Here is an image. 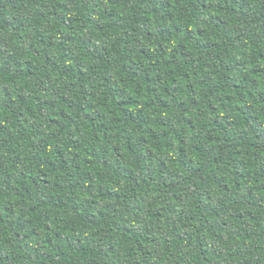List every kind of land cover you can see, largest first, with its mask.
<instances>
[{"label": "trees", "instance_id": "16d2710c", "mask_svg": "<svg viewBox=\"0 0 264 264\" xmlns=\"http://www.w3.org/2000/svg\"><path fill=\"white\" fill-rule=\"evenodd\" d=\"M23 0H0V10L11 9L13 12H18V6ZM31 5L34 0H27ZM154 13L164 11L161 16V23L156 26V32L151 28H146L143 32L147 41H152L158 34L168 43L159 45L158 55L160 59L152 62L153 49L149 47L145 41L136 40L139 47V57L137 59L129 58L127 65L122 69H117V75L105 76L101 83L104 85L105 91H109L107 97L101 95L100 99L105 101L100 104L95 113L92 109L96 107L93 104L77 106L75 100L72 99L74 93H79L82 97L95 95L92 91L93 85L85 88L83 85L76 87L78 83L77 77L83 79L85 71L80 65L75 67L72 64L64 63V61L73 60V48L68 45L74 41L77 43V50L80 60L88 63L90 60H101L104 63H110L106 59V55L111 49L105 48V56L100 54V45L93 43L96 31H102V26L96 24L91 18L88 19L89 31L93 33L92 37L79 35L83 28L80 26L78 17L67 16L68 8L63 4H58V7L63 8V11L56 14H45L42 11L35 10L31 17L21 18L18 15L9 16L7 11H0V18L3 19V24H0V52H4L9 45H22L25 43V37L31 41L28 44V51H25L21 57L10 56L9 60L16 66V72H11V65H8V71L0 70V90L3 95L8 97V102L0 106V132L11 136L10 129H15L21 126L23 119L24 125H29V120L26 117H35L30 123L32 134L39 136L38 140H32L29 132L21 131L20 140L24 142V152L20 151L19 145L16 147L17 155L11 160V166L16 167V164L23 162L28 168L27 171L19 173V179L12 183L5 179L3 186L0 187V207L3 212L0 213V225L8 221V227L13 224L20 229L28 228L31 235L39 240L42 234L52 232L45 240L44 247L52 248L53 241L60 244H67V240L61 241L62 235H70L67 229L63 233L55 232L48 220L53 223H61L67 220L68 216L73 219H79L81 223L89 227L95 226L96 217L93 213L88 212L84 205L77 202L86 194L89 198L88 206L96 205L101 200L107 202L109 200L120 201L123 197L131 195L128 191H118L112 186V180L109 179L108 186H103V178L95 177L92 170L85 173L84 178L90 181L86 187L81 186L78 194L72 197L66 195V191L75 187L73 184H65L61 177L66 175L67 164L71 161L80 160V164L73 165L74 167L90 169L92 162L96 159L95 149L88 144L80 136V128L73 121L77 115L82 113L80 117L84 125L85 132L96 131L95 122L97 119L103 120L107 116L109 123L101 124L103 130L99 139L107 141L111 135L113 141L120 139V128L118 121L124 118L130 122L133 131L124 135L123 140L125 147L123 149L117 147L113 149L117 158H127L134 152L133 141L136 136H140V143L149 144L158 139H163L167 130L174 127L171 114L179 111L183 117V123L187 126V131L194 133L195 129L200 124H207L209 131L214 135H208L199 146H196L197 152L203 151L205 154L212 152V142H216L224 138L225 145H228V150H231L230 138L224 137V132L227 127H230L232 120L226 110L225 102H232L233 91L237 95H244L239 89L241 85L236 82L234 76L230 75L233 67L226 62H220L219 68L213 70L211 65L214 60L219 61V53L222 49L219 47V40L211 38L210 29L212 27L219 28L227 23L221 15H216L213 18V24L207 28H198L191 22L187 25L174 24L172 28L163 26L165 19H172L173 14L167 9L172 6L171 0H154ZM207 7V5H203ZM222 11V10H221ZM52 17L50 20L49 17ZM35 25L33 28L32 26ZM113 28L119 29V24L113 22ZM29 28H32L31 33ZM7 29H11V33H7ZM77 32V36L72 35V32ZM206 33L208 35L206 36ZM60 40H57V37ZM178 37L186 38L184 43L179 44V56L171 57L165 61L167 56L168 44L172 39ZM102 39V37H101ZM120 43V41H117ZM204 50L208 56L209 67L205 69L202 61H197L193 52L190 50ZM124 53H127V45H125ZM144 58V59H139ZM183 60L182 67H177V60ZM21 60L23 63L21 64ZM147 60L151 65V69L145 64ZM260 60L264 61V53L260 54ZM7 63V62H6ZM95 67V64H92ZM155 71L156 75L145 74L143 76L142 87L144 95H140L137 88L141 85L133 84L134 79L141 76V72ZM129 72L131 75L129 76ZM221 73H223V81L227 87L220 85ZM262 75V70L253 69L251 80L253 86H259L261 80L258 78ZM127 76L128 82L125 85L122 77ZM113 80H119L122 87L115 89L116 95H124L130 93L128 99L115 100L112 92ZM193 81V82H189ZM87 83V81H85ZM162 83L164 87L161 89L163 95L156 96L149 103L148 96L152 89L150 86ZM19 89V91H17ZM207 89L209 93L213 90L217 93L211 102H208L207 109L212 112L213 118L210 123L200 120L204 115V109L200 108L201 101L204 95L200 91ZM249 98H251V95ZM170 97V99L164 98ZM199 97V99H198ZM21 105L23 111L15 112L13 107ZM128 105V108H121L122 105ZM144 104L145 108L139 112H134L131 108L136 105ZM219 104V107L217 105ZM106 105H111L109 111ZM258 104H249L246 106L248 116L243 119L244 124L250 125L252 128L255 141L264 139V113L256 112ZM193 109L195 116H193ZM75 109V111L73 110ZM114 111L116 116L113 117L111 112ZM245 109L239 106L235 108V113H241ZM146 112H154L155 115L149 117L144 114ZM149 119L154 120L152 127H147V138L145 139L142 133L144 127L137 128V122L140 125H146ZM12 123H9V121ZM75 129V132L70 131ZM55 129L56 131H50ZM59 131L62 135H67V140L64 148L59 146L52 148L51 145L57 142V134ZM127 132V130H125ZM216 133H219L217 135ZM91 137H89L90 139ZM244 138H238L239 143H243ZM253 142L250 148L252 153L256 152L258 147L256 142ZM183 143V141H181ZM35 150V155H31L27 150ZM168 146L165 145V151ZM245 152L248 151V146L245 145ZM160 149L153 143L152 147L145 152L135 154V164L129 163V166L117 165L115 179L117 182L123 180L125 189L129 181L133 180L136 166L145 160L158 155ZM183 153L184 150L181 149ZM70 153V159H69ZM264 155V150L261 152ZM240 151L234 153V157H239ZM213 163L207 169L190 168L188 167L189 158H185L179 163L185 167L190 176H181L176 171H168L167 177L160 175H152L151 170H148L149 184H137L133 189L137 193L138 202L135 204L136 211L139 212L144 208L145 197L150 193L153 197L146 209L147 216L150 219L151 228L145 227L143 232L138 231L135 227H129L127 224L121 228H116L113 221V227L107 228V231L115 234V244L110 243V251L125 243L127 238L128 243L136 245L131 250L132 255H139V264H147L145 257L151 255V250L155 248L156 240L159 238V229L164 227H172L171 237L173 244H188L194 245L196 249L195 259L193 264H241V258L238 253L232 251L235 243L240 244L244 241V233L248 225L257 224V217L261 209H264V164L256 160L255 166L249 163L248 167L243 171L235 170V178L231 174L217 175L213 168H216L220 160L219 154L211 157ZM253 160L254 157H246ZM59 161V163H58ZM104 169L109 168L107 161H102L101 165ZM160 171L164 172L175 166V162L166 163L161 160L159 163ZM3 165L0 164V169ZM33 168L35 172H33ZM217 171L219 169L217 168ZM67 175H71L67 173ZM210 179L207 180L206 177ZM245 185L243 194H237L231 198H226L229 192H235L240 189L241 185ZM185 185H190L189 191ZM96 194V199H91L93 193ZM168 193L165 199H161V193ZM7 201V203H5ZM21 205L27 208L23 211ZM46 210V211H42ZM20 212L19 216L9 220V217L14 213ZM63 212L64 216L56 217L49 213ZM99 218H103V213L98 214ZM175 216V219H173ZM264 231V229H260ZM21 233H16L18 239ZM78 239V238H77ZM77 243H79L77 241ZM142 245V246H141ZM163 252L168 251V241L164 240ZM68 247H71L69 244ZM147 250V251H146ZM176 249H174L175 251ZM53 252H59V249H52V252L43 254L41 264H51L48 256ZM63 255V253H61ZM160 264V262H157Z\"/></svg>", "mask_w": 264, "mask_h": 264}, {"label": "clouds", "instance_id": "9594fccd", "mask_svg": "<svg viewBox=\"0 0 264 264\" xmlns=\"http://www.w3.org/2000/svg\"><path fill=\"white\" fill-rule=\"evenodd\" d=\"M58 4H63L68 8L66 13L67 16L78 17L80 19V26L83 31L79 35L85 37H92L93 33L89 31V25L87 21L91 18L96 24L102 26V31H96L95 37H93V43L100 45V54L105 56L104 49H111L110 53L106 55V59L110 63H104L101 60H90L88 63H84L80 60L79 53L77 50V43L74 41L68 45L73 48L74 57L71 61H64V63L72 64L74 67L80 65L85 71V77L83 79L77 77L78 83L76 87L83 85L87 88L89 85H93V96L82 97L79 93H74L72 99L76 101L77 106L93 104L96 107L92 109L95 113L100 104H104L105 101L100 99L103 95L107 97L109 91H105L104 85L101 83L103 78L108 75L115 77L117 75V69L124 68L129 58L137 59L139 57V47L143 45H137L136 40L145 41L149 47L153 49L152 62L160 59L158 55L159 45L161 43H168L167 40L161 38L158 34L153 38L152 41H147L143 35L146 28H151L153 32H156V26L161 23V16L164 15V11L161 10L159 13H154V0H34L29 5L27 0H23L22 4L18 6V12H13L11 9L0 10L7 11L9 16L18 15L21 18L31 17L34 15L35 10L44 12L46 15L49 13L56 14L63 11V8L58 7ZM172 6L167 9L168 12L173 14L172 19H165L163 26L172 28L174 24L187 25L189 21L195 24L198 28H207L213 24V18L216 15H221L226 24L219 28L212 27L210 29L211 38L219 40V47L222 51L219 53L220 60H214L212 62V69L216 70L219 68L220 62H226L233 67V71L230 75L234 76L236 82L241 85L239 91L245 93L244 95H237L236 91L231 93L233 99L232 102H225V107L229 113L232 124L227 127L224 132V137L230 138L231 150H228V145H225L224 138L218 141L219 147L216 146V142H212V152L205 154L203 151L197 152L196 146H199L206 139L208 135H214L212 131H209L207 124H200L195 129L194 133L187 131V126L183 123L182 114L179 111L171 114L174 127L167 130L166 135L163 139H158L149 144L140 143V136H136L133 141L134 152L126 159L117 158L113 149L119 145L120 149H123L126 145L123 137L133 129L130 126V122L127 118L118 121V126L121 130L120 139L113 141L110 135L108 140L99 139L102 135L103 130L100 128L101 124L109 123V119L106 116L105 119H97L95 122L96 131L85 132L84 125L80 120L82 113L78 114L76 119L73 121L80 128V136L85 140H88V144L95 149L96 159L92 162V168H77L73 165H79L80 160L71 161L67 164L66 175L61 177L67 186V184H73L75 187L66 191L68 197H72L74 194H78L81 186H85L90 182L84 178L86 171L92 170L95 177L100 176L103 178V186L107 187L109 179L112 180V186L118 188V191H128L131 195L123 197L120 201L109 200L107 202L101 200L96 205L88 206L89 198L85 194L82 199H78L77 202L84 205L88 212L93 213L96 217L95 226L89 227L81 223L79 219H73L68 216L67 220L61 223H53L51 219L48 220V224L55 232L63 233L65 229L68 230L70 235H62L61 241L67 240V244H60L53 241L52 248L44 247L45 240L48 236L52 235V232L42 234L37 240L34 238L28 228L23 230L17 228L14 224L11 228L8 227V221L3 225H0V264H41L43 260V254L52 252V249H59V252H53L52 255L48 256V260L51 264H139L140 256L132 255L131 250L136 245L127 242L118 245L111 251L110 243L115 244V234L107 231V228L113 227L112 222L116 221L115 227L121 228L127 224L129 227H135L138 231L143 232L145 227L151 228L153 225L147 216L146 209L148 204L152 201L153 197L149 193L144 200V208L137 212L135 204L138 202L137 193L132 191L136 188L137 184H149L148 181V170L150 169L152 175L159 178L160 175L167 177L168 171H178L181 176H190L191 173L183 167L179 161L189 158L188 167L190 168H204L207 169L210 164L213 163L215 155L219 154L220 160L218 161L216 168L213 171L217 175H228L231 174L235 178V170L237 166L239 170L243 171L248 167L249 163L255 166L256 160L264 164V155L261 154L264 150V139L255 141V137L252 133V121L249 120L248 124H244L242 121L248 116L246 106L249 104H258L259 106L255 109L256 112L264 113V61L260 60V54L264 53V0H171ZM207 5V7H203ZM222 10V11H221ZM51 20L52 17L50 16ZM113 22L119 24V29L113 28ZM0 24H3V19L0 18ZM33 28L35 25L32 26ZM32 28H29L31 33ZM7 33H11V29H7ZM77 36V32L71 33ZM208 33H206V36ZM102 37V39H101ZM60 40V37H57ZM186 38L178 37L172 39L168 44L167 56L165 61L171 57L179 56V44L184 43ZM120 41V43H117ZM31 41L28 37H25V43L22 45H9L4 52H0V70L8 71V65H11V72L15 74L16 66L9 60L10 56L17 58L21 57L25 51H28V44ZM125 45H127V53H124ZM193 52V56L197 61H202L205 69L209 67L208 56L204 50H197L195 48L190 49ZM144 59V58H139ZM7 62V63H6ZM145 64L151 69V65L147 60H144ZM23 61L21 60V64ZM95 64V67H92ZM183 60H177V67H182ZM253 69L262 70V75L258 77L261 80L259 86H253L249 81L251 80V73ZM145 74L152 75L155 77V71L141 72V76L138 79L133 80V84L141 85L137 88L140 95H144V89L142 87L143 76ZM131 72H129V76ZM223 73H221L220 85L227 87L223 81ZM124 84L128 82V77H122ZM87 81V83H85ZM190 83L193 81H189ZM122 87L119 80H113L112 89L110 90L115 100H127L130 93L124 95H116L115 89ZM164 87L162 83H156L150 88L152 89L151 94L148 96V101L151 103L156 96L163 95L161 89ZM19 91V89H17ZM204 95V99L201 101L200 108L204 109V115L201 116L200 120L211 122L213 113L208 111L207 104L213 100V97L217 95L215 90L211 93L207 89L200 90ZM251 98H249V95ZM166 99H170L168 96H164ZM8 97L3 95V91L0 90V106L8 102ZM199 99V97H198ZM239 106L241 109H245L243 114L235 113V108ZM109 111H111V105H106ZM219 107V104L217 105ZM122 110L128 108V105H122ZM145 108L144 104L136 105L131 108L134 112H139L140 109ZM15 112L23 111L21 105H15L13 107ZM75 111V109H73ZM193 116L195 112L193 109ZM112 116L115 117L116 113L111 112ZM149 117L155 115L154 112L144 113ZM29 120V125L35 117H26ZM9 123H12L10 120ZM21 126L15 129H10L12 135L9 136L4 132H0V164L3 168L0 169V187L3 186L5 179L15 183L19 179V173L21 171H27L28 168L21 161L16 164V167L11 166V160L17 155L16 147L19 145L20 151L24 152V142L20 140V132L27 131L32 140H38L39 136L32 134L29 125L23 124L21 120ZM154 120L149 119L146 125H140L137 122V128L144 127L145 131L142 133L144 138H147V127H152ZM264 127V124H261ZM127 130V132L125 131ZM50 131H56L50 129ZM70 131L75 132V129ZM57 134V142L51 145L52 148L59 146L60 148L65 147L67 135H62L59 131ZM219 135V133H216ZM89 137H91L89 139ZM243 137V143L238 142V138ZM183 141V143H181ZM256 142L258 147L255 153L250 151L253 142ZM155 144L160 152L158 155L152 157L149 160L140 162L134 172L132 181H129L127 188L124 187V181H116V168L117 165L129 166V163L135 164V154L138 152H145ZM165 145L168 146V150L165 151ZM245 145L248 146V151H244ZM181 149L184 152H181ZM31 155H35V150H27ZM240 151L239 157H234V153ZM246 157H254L253 160H249ZM70 159V153H69ZM164 160L166 163L175 162V166L164 172L160 171L159 163ZM102 161H107L109 164L108 169H104L101 165ZM59 163V161H58ZM217 168L219 171H217ZM33 172L35 169L33 168ZM70 173L71 175H67ZM206 177L205 186H207ZM190 191L191 186L185 185ZM245 191V185H241L240 189L235 192H229L226 198H231L235 195L243 194ZM169 194L161 193V199H165ZM91 199H96L95 192ZM7 203V201H5ZM23 211H27L24 205H21ZM46 211V210H42ZM3 212V208L0 207V213ZM103 213V218L100 219L98 214ZM21 213L16 212L13 216L9 217V220L14 219ZM49 215H55L56 217L64 216L65 213H49ZM175 219V216H173ZM257 225H248L246 232L244 233V241L242 244L239 242L235 243L232 247V251L239 254L241 258V264H264V209H261L259 216L257 217ZM21 233L19 238H16V233ZM172 227H164L163 225L159 229V238L156 240V245L151 250V255L145 257L147 264H193L195 259L196 249L194 245L188 244H173L171 237ZM78 238V239H77ZM164 240L168 241V251L165 254L163 249L165 247ZM77 241L79 243H77ZM71 247H68V245ZM142 246V245H141ZM174 249H176L174 251ZM147 251V250H146ZM63 253V255H61ZM225 264H228L225 261Z\"/></svg>", "mask_w": 264, "mask_h": 264}]
</instances>
